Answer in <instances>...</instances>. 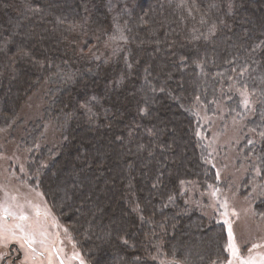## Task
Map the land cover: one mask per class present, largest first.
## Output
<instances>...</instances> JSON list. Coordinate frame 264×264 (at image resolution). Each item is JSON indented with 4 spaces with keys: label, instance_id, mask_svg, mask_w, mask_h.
<instances>
[{
    "label": "trees",
    "instance_id": "trees-1",
    "mask_svg": "<svg viewBox=\"0 0 264 264\" xmlns=\"http://www.w3.org/2000/svg\"><path fill=\"white\" fill-rule=\"evenodd\" d=\"M228 163L264 216V0H0V177L87 264L225 262Z\"/></svg>",
    "mask_w": 264,
    "mask_h": 264
},
{
    "label": "rangeland",
    "instance_id": "rangeland-1",
    "mask_svg": "<svg viewBox=\"0 0 264 264\" xmlns=\"http://www.w3.org/2000/svg\"><path fill=\"white\" fill-rule=\"evenodd\" d=\"M35 96L36 94H33L23 106L21 115L26 121L40 116L41 100ZM51 133H55L53 128L46 125L44 130L45 139ZM49 137L50 139L53 138L52 136ZM10 144L11 142H8V146ZM224 170L233 174V182L230 183V187L224 186L221 192H218L217 189L208 194V202L204 205L205 212L224 221L227 229L228 222L232 224V235L238 254L233 256L228 247L229 257L220 264H244L248 260L253 261V264H261L264 261V216L257 217L253 199L242 196L240 193L238 180L243 174V168H236L235 166L233 168L232 164L228 163L225 165ZM21 187V184L17 181H8L0 177L1 253L4 254L3 252L8 251H6L8 244L4 241L5 235L8 236L7 242L15 240L21 246H23L22 240L25 236L30 235L34 237V245L45 251L46 257L41 258L37 253H28L27 250L22 248L25 256L23 255V258L17 261L18 264H61L51 244L57 245L64 264H81L74 255L83 261V264H87L75 252L71 244L69 242L64 243V240L59 236L58 228L60 226L52 221L55 219L50 215V210L42 195L31 191L29 188H24V190ZM253 194L259 193L253 192ZM225 213H227V216H225ZM5 214L10 218H7ZM21 217H26V219H21ZM20 229H23V232ZM13 232H15L17 239L11 238ZM232 242L233 240L229 237L228 245Z\"/></svg>",
    "mask_w": 264,
    "mask_h": 264
},
{
    "label": "flooded vegetation",
    "instance_id": "flooded-vegetation-1",
    "mask_svg": "<svg viewBox=\"0 0 264 264\" xmlns=\"http://www.w3.org/2000/svg\"><path fill=\"white\" fill-rule=\"evenodd\" d=\"M5 216L7 218H10V216H8L6 214H5ZM0 243H1V239H0ZM6 243L8 244L7 245L8 249H6V251L7 250L8 251L7 252H3L4 254L1 253L2 247L0 246V264H18L17 261L21 260L23 258V255L25 256V253L22 251L23 250L22 248L27 250L28 253H31V252L37 253L41 258L42 257H44V258L46 257L45 251H43V250L39 249L38 247H36L34 245V243L32 244V248H29L27 246V244L25 243V239L22 240L23 246H21V244H19L15 240H10L9 242H6ZM51 245H52V247L54 249V252H55L57 258H59V260L62 262L61 254H60V252H59V250L57 248V245L56 246L54 244H51ZM74 257L76 259H78V261L81 262V260L76 255H74ZM63 264H64V262H63Z\"/></svg>",
    "mask_w": 264,
    "mask_h": 264
},
{
    "label": "snow or ice",
    "instance_id": "snow-or-ice-1",
    "mask_svg": "<svg viewBox=\"0 0 264 264\" xmlns=\"http://www.w3.org/2000/svg\"><path fill=\"white\" fill-rule=\"evenodd\" d=\"M245 95H246V94H245ZM248 103H249V101H248L247 98H246V99H245V105H247ZM225 216H227V213H225ZM21 219H26V217H21ZM18 227H19V226H18ZM20 230H21V232H23V229H20ZM228 231H229V237H230V239L233 240V242L230 243V244L228 245V247H229V249L231 250L233 256H236V255L238 254V249H237V246H236V244H235V242H234V238H233V235H232V224H231V222H228ZM11 238H12V239H17L15 232L11 233ZM24 239H25V243L27 244V246H28L29 248H32V244L34 243V237H31V236H25ZM7 240H8V236L5 235V236H4V241H5V243L7 242ZM61 264H63V261L61 262ZM81 264H83V261H81ZM244 264H253V261L248 260V261H245ZM261 264H264V261H262Z\"/></svg>",
    "mask_w": 264,
    "mask_h": 264
}]
</instances>
